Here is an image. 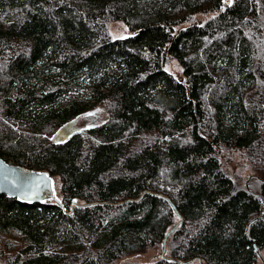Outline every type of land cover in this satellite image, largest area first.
Returning <instances> with one entry per match:
<instances>
[{
  "label": "trees",
  "instance_id": "obj_1",
  "mask_svg": "<svg viewBox=\"0 0 264 264\" xmlns=\"http://www.w3.org/2000/svg\"><path fill=\"white\" fill-rule=\"evenodd\" d=\"M0 157L59 189L0 194V264H264V0H0Z\"/></svg>",
  "mask_w": 264,
  "mask_h": 264
},
{
  "label": "water",
  "instance_id": "obj_2",
  "mask_svg": "<svg viewBox=\"0 0 264 264\" xmlns=\"http://www.w3.org/2000/svg\"><path fill=\"white\" fill-rule=\"evenodd\" d=\"M88 114L89 112L82 113L61 124L51 135V141L54 143L63 142L74 132L80 131L82 128H87L77 127L76 124ZM0 194L14 197L28 203H40L46 199L56 201L54 178L52 175L46 171L34 170L26 166L9 163L2 157H0ZM171 206L174 208L176 214H178L174 205L171 204ZM258 254L261 263H263V257L259 252Z\"/></svg>",
  "mask_w": 264,
  "mask_h": 264
},
{
  "label": "rangeland",
  "instance_id": "obj_3",
  "mask_svg": "<svg viewBox=\"0 0 264 264\" xmlns=\"http://www.w3.org/2000/svg\"><path fill=\"white\" fill-rule=\"evenodd\" d=\"M195 18L198 19V22H201L202 21L201 18H203V15L198 14L197 16H195ZM108 28L114 38L127 37V36L135 34V31L129 29V27L124 22L119 21V20L110 22L108 24ZM165 68L169 72H171L174 75V77H176L178 80L183 79V74H182V69H181L182 67L179 66V64L175 60L170 61L166 65ZM86 112H89V114L81 118L77 122L76 124L77 127L94 126V125L102 123L107 118V111L104 105H98L94 107L93 109H90ZM57 129L58 128H56L49 135V138ZM224 155L226 156L225 158H227V161H228L225 168L227 170L229 169L232 173H234L237 165H244L248 163L247 160L242 161V157H244V152H241V153L229 152L228 154H226L225 152ZM251 173H253V171L250 172V175L249 173L246 172L244 175V180H247L248 176L250 177L252 175ZM56 179L57 177H54V180H55L54 191H55V194L57 195L59 193V189H58V182ZM7 239L9 240L7 241ZM20 245H21V241L19 240V238L17 237L14 238L13 236H8V235H6L5 239L3 238L2 243H1V247L3 248L4 253L8 256H12L19 249ZM161 250L163 252V249L160 248V245H157L156 247L148 248L143 253H137V254L124 257L123 259L118 260L116 264H120L124 262L125 260L137 261V262L153 261L159 258V254H161ZM164 253H165V250H164Z\"/></svg>",
  "mask_w": 264,
  "mask_h": 264
}]
</instances>
